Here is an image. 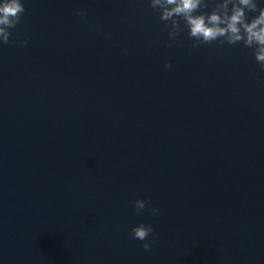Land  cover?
I'll return each mask as SVG.
<instances>
[{
	"label": "clouds",
	"instance_id": "clouds-1",
	"mask_svg": "<svg viewBox=\"0 0 264 264\" xmlns=\"http://www.w3.org/2000/svg\"><path fill=\"white\" fill-rule=\"evenodd\" d=\"M149 6L160 12L159 18L168 28L169 47L179 43L177 38L185 30L193 41V48L200 44L211 45L214 41L233 46L242 42L244 47L253 50L255 61L264 71V6L257 0H215L210 12L205 11L209 7L206 0H150ZM25 11L22 0H0V43H9V30L21 23ZM248 13L256 15L249 19ZM77 15L84 19L87 14L81 10ZM19 43L24 45L27 41ZM164 67L170 69L172 64L165 62ZM132 203L137 213L146 207L151 215L158 213L146 199H136ZM153 232L151 224H140L131 229L133 238L139 241H146ZM152 243L155 241L145 242L142 247L147 251Z\"/></svg>",
	"mask_w": 264,
	"mask_h": 264
}]
</instances>
